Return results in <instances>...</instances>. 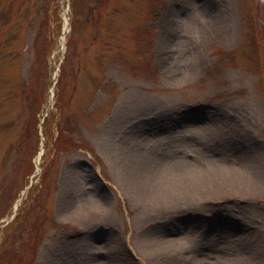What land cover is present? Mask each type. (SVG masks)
<instances>
[{"label":"rangeland","instance_id":"rangeland-1","mask_svg":"<svg viewBox=\"0 0 264 264\" xmlns=\"http://www.w3.org/2000/svg\"><path fill=\"white\" fill-rule=\"evenodd\" d=\"M140 148L178 172L264 165V0H0V264H149L153 235L168 264L249 255L264 184L144 215L115 165Z\"/></svg>","mask_w":264,"mask_h":264},{"label":"bare ground","instance_id":"bare-ground-1","mask_svg":"<svg viewBox=\"0 0 264 264\" xmlns=\"http://www.w3.org/2000/svg\"><path fill=\"white\" fill-rule=\"evenodd\" d=\"M68 27V20L64 17L63 30L66 31ZM213 25H210L208 32H212ZM170 37L166 33L160 36L159 49L165 50L169 47ZM59 46L64 47L63 34L59 37ZM194 61L188 65L184 71H179L177 75L170 76L171 80H179L181 78L195 75L198 70V62L203 60V54H194ZM143 96H140L142 99ZM143 101H147L143 98ZM132 105L137 104L132 100ZM128 111V104L123 108L122 116L126 118ZM255 114L258 111L255 110ZM257 117V125L261 130V119ZM199 127V125H198ZM261 132V131H260ZM145 138V135L141 138ZM199 139V138H198ZM126 149L125 147H121ZM130 150V149H129ZM122 152V151H121ZM125 153V152H124ZM115 160L117 168L122 170V184L126 189L133 192L135 199H139V208L144 215L149 210L157 207L163 208L167 205L178 204L182 201H201L206 202L215 197L236 196L239 198H246L247 194L256 187H261L264 184V165L259 167H250L245 172L237 169L235 165H198L191 161L184 171L178 172L177 169L165 166L158 161V159L150 156L149 152L140 148V162L139 164H129V152L123 155L120 153ZM131 154V153H130ZM120 175V174H119ZM199 201V202H200ZM18 202L15 203V206ZM264 238V236H261ZM262 238L253 240L250 244L249 255L242 254L239 250L228 251L233 253L234 258L231 264H261L258 262V254L263 249L264 243ZM170 238L160 236H145L141 239V251L146 255L149 264H168L165 256L167 255V247L169 246ZM231 247L234 246L231 244ZM225 250V249H223ZM234 250V249H233ZM160 255L164 256V261L159 259ZM213 264H218L220 259L213 260Z\"/></svg>","mask_w":264,"mask_h":264},{"label":"trees","instance_id":"trees-1","mask_svg":"<svg viewBox=\"0 0 264 264\" xmlns=\"http://www.w3.org/2000/svg\"><path fill=\"white\" fill-rule=\"evenodd\" d=\"M7 230H8V228L5 231H7Z\"/></svg>","mask_w":264,"mask_h":264}]
</instances>
